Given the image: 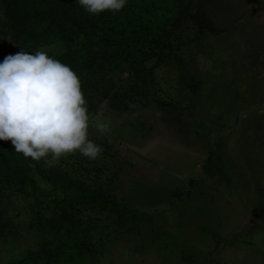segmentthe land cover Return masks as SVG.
<instances>
[{"label": "rangeland", "instance_id": "obj_1", "mask_svg": "<svg viewBox=\"0 0 264 264\" xmlns=\"http://www.w3.org/2000/svg\"><path fill=\"white\" fill-rule=\"evenodd\" d=\"M62 2L79 16L77 48L95 68L88 138L102 152L44 169L141 220L116 224L115 208L86 206L35 172L21 187L0 183V264H264V0H127L98 15ZM21 49L62 50L20 46L0 0V62ZM211 153L225 164L222 184L199 169ZM59 221L57 232L47 225ZM80 236L82 259L54 253Z\"/></svg>", "mask_w": 264, "mask_h": 264}, {"label": "clouds", "instance_id": "obj_2", "mask_svg": "<svg viewBox=\"0 0 264 264\" xmlns=\"http://www.w3.org/2000/svg\"><path fill=\"white\" fill-rule=\"evenodd\" d=\"M77 2L98 15L120 11L127 0ZM91 120L80 79L67 64L24 49L0 62V141H11L16 153L45 163L76 152L95 159L102 148L88 138ZM95 127L101 134L108 128L99 121Z\"/></svg>", "mask_w": 264, "mask_h": 264}, {"label": "trees", "instance_id": "obj_3", "mask_svg": "<svg viewBox=\"0 0 264 264\" xmlns=\"http://www.w3.org/2000/svg\"><path fill=\"white\" fill-rule=\"evenodd\" d=\"M1 2L9 22L12 36L20 46L31 50L56 44L62 49L51 57L70 66L78 75L82 92L87 101V91L92 88V75L95 68L91 65V62L82 56L77 48L81 45L74 38V30L78 27L79 16L72 7L62 2V0H1ZM167 27L165 25L166 31L168 29ZM138 64L139 61L135 63L136 67L139 66ZM119 104L117 102V107L121 106ZM114 105L116 103L112 107ZM87 109H89L88 104ZM214 155V153H211L208 156L206 162L202 165V170L208 178L216 179L219 184H222L224 182L220 178V175L225 173V169L223 168L225 164L222 162L223 165L221 166L220 164L213 163V160H215ZM224 160L225 157H222V161ZM47 164L44 159L36 162L32 161L31 158H25L22 154L16 153L11 141H0V183L21 187L30 181L33 173L38 172L42 180L54 187L61 186L66 190H75L83 201L81 203H84L86 206L93 207L95 205L105 204L106 207L109 205L115 208V213L111 212L110 215L113 216V222L115 221L116 224L128 225L132 221L141 220V216L134 210L132 211L126 206L118 204L106 196L100 189L86 186L80 182L78 183L59 171L44 169ZM225 182L229 184L228 181ZM65 219L71 225L77 224L78 221L77 215L74 217L65 215ZM60 223L61 221L47 222V225L53 224L49 227L57 232V226ZM98 227L100 226H94L98 231H102V234L99 235L103 236L105 227ZM77 229L76 231H78ZM67 233L72 234L70 230ZM67 233L65 232V234ZM87 233H89L88 228L80 234L86 237ZM80 239L77 238L68 247L54 250V253L59 255L60 252H63L71 260L82 259L84 257V249L82 246L84 239L82 236H80Z\"/></svg>", "mask_w": 264, "mask_h": 264}, {"label": "crops", "instance_id": "obj_4", "mask_svg": "<svg viewBox=\"0 0 264 264\" xmlns=\"http://www.w3.org/2000/svg\"><path fill=\"white\" fill-rule=\"evenodd\" d=\"M201 162H203V160H202ZM203 163H204V162H203ZM203 163L199 166V169H200V171L202 172V174L204 173L203 170H202V165H203ZM195 167H196V166H195ZM192 171L194 172V169H192L191 172H192ZM191 172L189 173V175H190V174L192 175ZM207 178H208V177H207ZM190 183H192V182H190ZM210 183H211V182H210ZM212 187H213V185H212ZM187 188H188L190 191H193V189H194L195 187H194V186H187Z\"/></svg>", "mask_w": 264, "mask_h": 264}]
</instances>
